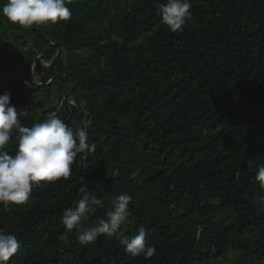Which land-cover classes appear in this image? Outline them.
I'll use <instances>...</instances> for the list:
<instances>
[{
  "label": "trees",
  "instance_id": "trees-1",
  "mask_svg": "<svg viewBox=\"0 0 264 264\" xmlns=\"http://www.w3.org/2000/svg\"><path fill=\"white\" fill-rule=\"evenodd\" d=\"M162 2L73 0L68 21L29 29L0 16V93L25 107L22 125L92 121V151L67 180L0 206V229L21 242L8 264H264V0H191L179 32ZM84 192L104 202L89 223L132 196L117 235L81 246L65 230ZM140 227L148 259L119 243Z\"/></svg>",
  "mask_w": 264,
  "mask_h": 264
},
{
  "label": "clouds",
  "instance_id": "clouds-1",
  "mask_svg": "<svg viewBox=\"0 0 264 264\" xmlns=\"http://www.w3.org/2000/svg\"><path fill=\"white\" fill-rule=\"evenodd\" d=\"M73 0H6L0 6V16L10 23L29 29L32 26L57 24L68 21ZM191 0H163L157 4L162 23L170 32L183 30L190 17ZM27 83V82H26ZM11 92L0 93V206L7 210L11 205L29 202L35 187L67 180L72 165L79 158H86L91 146L88 143L90 119L82 120L75 129L69 127L56 112L49 113L30 127L22 125L19 113L10 103ZM15 134V135H14ZM15 138V153L8 145ZM254 179L264 189V165L258 166ZM132 196L120 192L111 197L110 209L104 218L89 223L91 214L104 207L97 195L84 192L74 205L64 210L61 223L67 232L77 233L81 246L94 243L100 235L113 236L129 219ZM264 205V197L257 201ZM143 227L137 234L119 239L124 252L133 258L148 259L156 254V248L146 244ZM21 242L13 233L0 229V264H8L20 249Z\"/></svg>",
  "mask_w": 264,
  "mask_h": 264
},
{
  "label": "rangeland",
  "instance_id": "rangeland-1",
  "mask_svg": "<svg viewBox=\"0 0 264 264\" xmlns=\"http://www.w3.org/2000/svg\"><path fill=\"white\" fill-rule=\"evenodd\" d=\"M40 56V55H39ZM38 56V57H39ZM41 59V62L44 64V65H49V62L48 61H46V60H43L42 58H40ZM35 82H40V80H39V77L37 76V75H34V79H33ZM57 101V97H54V100H53V102L55 103ZM71 102H73V101H71ZM16 108V110H17V112L18 113H21V112H23V111H25V107H23V106H16L15 107Z\"/></svg>",
  "mask_w": 264,
  "mask_h": 264
}]
</instances>
